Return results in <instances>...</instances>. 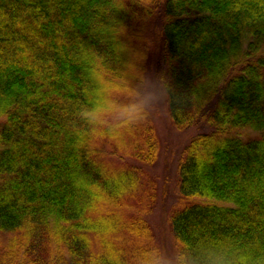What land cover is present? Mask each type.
I'll return each instance as SVG.
<instances>
[{
    "label": "trees",
    "instance_id": "obj_1",
    "mask_svg": "<svg viewBox=\"0 0 264 264\" xmlns=\"http://www.w3.org/2000/svg\"><path fill=\"white\" fill-rule=\"evenodd\" d=\"M130 12L135 40L160 20L169 118L198 129L177 155L171 233L264 251V0H0V264H91L98 215L115 237L156 238V195L130 202L158 156L154 127L126 132L123 148L88 151L75 135L90 71L128 60H116L114 36Z\"/></svg>",
    "mask_w": 264,
    "mask_h": 264
},
{
    "label": "clouds",
    "instance_id": "obj_2",
    "mask_svg": "<svg viewBox=\"0 0 264 264\" xmlns=\"http://www.w3.org/2000/svg\"><path fill=\"white\" fill-rule=\"evenodd\" d=\"M123 32L115 33L114 52L117 61L121 53L129 59L116 68L92 69L87 97L76 109L77 143L88 151L105 141L123 148L125 133L147 121L173 90L165 75H152L138 66L144 57L117 40ZM96 223L105 227L96 228L99 252L91 264H264V251L227 236L197 242L190 234L172 232L161 243L147 229L115 237L117 229L109 227L108 221L98 215Z\"/></svg>",
    "mask_w": 264,
    "mask_h": 264
},
{
    "label": "rangeland",
    "instance_id": "obj_3",
    "mask_svg": "<svg viewBox=\"0 0 264 264\" xmlns=\"http://www.w3.org/2000/svg\"><path fill=\"white\" fill-rule=\"evenodd\" d=\"M156 22H158V20L155 19L153 24ZM126 23L129 27L126 28L125 25L123 26L124 35H126V38L124 36L122 38L123 43L127 45L130 50L139 52L143 55L144 59L140 65L142 70L152 75H158V69L160 68L161 70L163 66L162 61L160 60V66L158 61L162 44V37L160 38L159 35L160 20L158 22V27L156 25H152V27H143L144 35L136 40L132 38V33L129 31L137 26L140 21L138 19L135 20L132 12H130ZM127 36H129V38H127ZM149 51L152 52L151 56L149 55ZM125 54L128 55L127 53ZM145 122L154 127L158 137V156L153 164H144L140 173V184L136 192H133L130 202L134 205H143L148 201V198H142V196L148 193L151 194L153 191L156 197L151 203L152 210L148 214V221L152 226L156 239L161 243H166L171 234L166 215L169 209L176 206L178 202L177 155L181 147L186 144L187 140H189L198 129H196L195 126L185 130L176 129L169 118L166 100L155 107L149 119ZM255 133L256 131L252 129H244L239 131V136L246 138L254 136ZM104 161L106 163H112L108 160ZM125 214L129 216L132 212L128 211L125 212ZM7 238H9V234L0 233L1 241L6 242Z\"/></svg>",
    "mask_w": 264,
    "mask_h": 264
}]
</instances>
